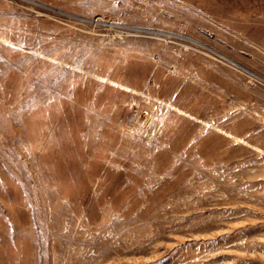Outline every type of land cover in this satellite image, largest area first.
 <instances>
[{
    "label": "rangeland",
    "instance_id": "obj_1",
    "mask_svg": "<svg viewBox=\"0 0 264 264\" xmlns=\"http://www.w3.org/2000/svg\"><path fill=\"white\" fill-rule=\"evenodd\" d=\"M0 264H264V0H0Z\"/></svg>",
    "mask_w": 264,
    "mask_h": 264
}]
</instances>
